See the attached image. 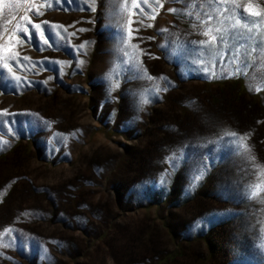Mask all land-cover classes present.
Returning a JSON list of instances; mask_svg holds the SVG:
<instances>
[{
  "label": "rangeland",
  "instance_id": "rangeland-1",
  "mask_svg": "<svg viewBox=\"0 0 264 264\" xmlns=\"http://www.w3.org/2000/svg\"><path fill=\"white\" fill-rule=\"evenodd\" d=\"M0 264H264V0H0Z\"/></svg>",
  "mask_w": 264,
  "mask_h": 264
},
{
  "label": "snow or ice",
  "instance_id": "snow-or-ice-1",
  "mask_svg": "<svg viewBox=\"0 0 264 264\" xmlns=\"http://www.w3.org/2000/svg\"><path fill=\"white\" fill-rule=\"evenodd\" d=\"M36 27H39V25H36ZM10 50V49H9Z\"/></svg>",
  "mask_w": 264,
  "mask_h": 264
}]
</instances>
